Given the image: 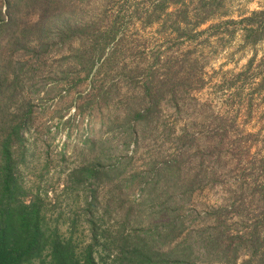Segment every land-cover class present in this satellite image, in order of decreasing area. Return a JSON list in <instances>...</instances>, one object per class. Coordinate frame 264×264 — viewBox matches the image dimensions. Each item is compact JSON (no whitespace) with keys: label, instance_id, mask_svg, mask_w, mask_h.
<instances>
[{"label":"trees","instance_id":"16d2710c","mask_svg":"<svg viewBox=\"0 0 264 264\" xmlns=\"http://www.w3.org/2000/svg\"><path fill=\"white\" fill-rule=\"evenodd\" d=\"M84 2L0 0V264H264V156L255 158L242 145L254 134L240 127L234 132L178 130V112L169 117L174 124L168 127L162 113L179 110L177 93L190 82L193 65L181 73L171 60L151 55L142 68L131 66L134 50L127 46L123 17L102 13L108 0L87 17L80 9ZM210 2L159 0L149 16L133 6L129 21L132 28L146 19L154 24L161 12L180 39L212 19L213 12H206ZM22 10L32 20L22 17ZM261 15L264 11L241 21L251 23L246 32L262 29L254 23ZM51 61L59 65L54 85L47 72ZM116 75L139 85L137 93L120 101L108 124L113 132L121 122L126 154L102 164V157H110L109 143L81 141L82 154H99L67 176L86 200L67 236L49 218L41 194L26 186L22 172L36 121V86L44 80L48 97L63 85L69 96L87 81L89 101L79 108L83 113L90 105L109 108L120 91L122 80L111 81ZM259 86L264 88V78ZM223 142L229 143L226 154L216 155ZM211 153L218 158L210 160ZM221 166L223 175L235 176L222 204L203 211L187 208L198 190L221 183ZM135 189L139 197L130 200ZM79 220L89 233L85 246L75 240Z\"/></svg>","mask_w":264,"mask_h":264},{"label":"rangeland","instance_id":"374dc122","mask_svg":"<svg viewBox=\"0 0 264 264\" xmlns=\"http://www.w3.org/2000/svg\"><path fill=\"white\" fill-rule=\"evenodd\" d=\"M88 1L90 0H85L80 5L81 12L87 17L99 13L102 4L107 0ZM158 1L108 0V5L104 7L102 13L123 17L127 46L134 50L128 61L131 66L141 64L140 68H142L145 57H149L150 60L151 55L160 57L162 61L171 60L170 65L181 73L186 71L187 66L193 65L195 72L190 77V82L177 93L179 110L173 108L162 113L164 117H168L165 118L166 124H169L170 128L173 127L174 121L169 117L178 112L174 126L178 130L187 129L190 133L200 130L208 133L216 128L234 132L240 127V130L254 134L248 140L244 139L245 143L242 145L248 146L252 156L257 155L255 158H262L264 156V88L259 90V84L264 78V15L254 20V23H258L262 28L255 34L246 32L250 22L241 21L252 17L254 12H263L264 0H210L211 4L207 6L206 12L207 10L213 12L212 19L190 36L180 39L172 35L170 25L167 23L168 18L161 12L156 13V18H161L156 23L151 24L146 19V21H137L138 24L132 28L133 22L129 21L131 15L128 13L132 7H138L142 16H149L151 7ZM20 14L26 17V20H32L31 13L27 15L25 10H22ZM232 20L237 23H231ZM127 25H130V28L126 30ZM67 51L65 49L63 52ZM49 66L47 70L51 76L49 83L54 85L58 83L54 81V72L59 65H52L51 61ZM164 74L165 71L162 69L160 75ZM111 79L114 84L119 80L122 81L118 86L119 93L115 94L116 97L107 106L109 108L106 109L104 106L98 110L96 105H90L83 113L79 108L84 106L87 100L89 101L86 95L90 90L86 86L87 81L76 85L78 79L72 80V84L78 87L69 96L65 95L66 88L63 85H59L56 92L48 97L44 94V80L38 81L36 86L39 91L34 96L36 121L28 135L32 145L22 172L26 186L34 193L41 194L49 218L55 226L58 225L61 233L67 236L71 220L86 203L85 197L77 192L76 186L70 187L67 176L88 165L99 154L98 150L93 153L88 152L89 156L87 153L82 154L81 141L89 137L109 143L110 157H102V164L117 162L120 160V155L126 154L121 122L116 124L113 132L109 131L108 124L114 117L112 115L118 111L116 109L120 101L127 100L129 96L137 93L139 85L135 82L131 85L119 75L112 76ZM50 84L48 86H51ZM202 125L204 126L201 127ZM91 132L94 134L93 137L90 135ZM228 144V142L219 144L220 148L215 154L220 153L224 156ZM132 148L131 146L130 149ZM216 155L209 159L218 158ZM221 160L222 163L226 161L224 157ZM223 172L225 170L221 166L219 168L221 183L218 186L198 190L187 208L203 211L207 207L222 204L227 197L226 185L235 181L234 175H223ZM103 192L106 193V191L101 192L100 200L104 198ZM138 197L139 190L135 189L130 194V200H137ZM126 198L124 196V200ZM88 235L84 222L79 220L75 235L76 242L80 246H85L88 243Z\"/></svg>","mask_w":264,"mask_h":264}]
</instances>
